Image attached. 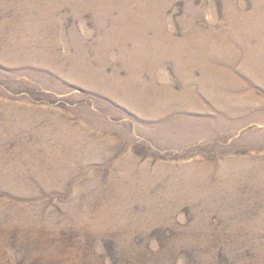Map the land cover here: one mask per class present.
I'll use <instances>...</instances> for the list:
<instances>
[{
  "label": "rangeland",
  "instance_id": "rangeland-1",
  "mask_svg": "<svg viewBox=\"0 0 264 264\" xmlns=\"http://www.w3.org/2000/svg\"><path fill=\"white\" fill-rule=\"evenodd\" d=\"M0 264H264V0H0Z\"/></svg>",
  "mask_w": 264,
  "mask_h": 264
}]
</instances>
